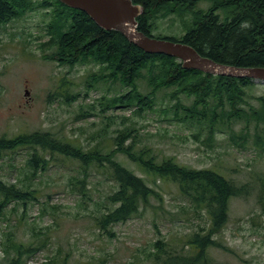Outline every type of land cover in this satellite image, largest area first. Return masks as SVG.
Returning <instances> with one entry per match:
<instances>
[{
  "label": "rangeland",
  "instance_id": "obj_1",
  "mask_svg": "<svg viewBox=\"0 0 264 264\" xmlns=\"http://www.w3.org/2000/svg\"><path fill=\"white\" fill-rule=\"evenodd\" d=\"M42 14L41 10L30 9L27 14L0 24V138L49 132L84 151L98 148L104 154L113 148L112 138L119 131L128 130L134 136V149H150L158 162L173 157L189 168L215 169L238 185L249 184L252 191L248 197L230 199L228 221L212 237L223 248H209L206 261L264 264V213L256 199V179L264 173V152L253 147V139L237 147L229 139V130L215 133L212 142L205 140L206 131L195 137L196 127H189L171 113L175 101L170 99L168 90L157 93L150 111L137 115L134 108H113L100 113L103 98L128 89L98 83L87 90L86 77L97 73L98 66L90 63L69 69L45 60L43 56L54 47H42L48 40L44 23L47 18ZM180 27L177 18L162 19L155 22L153 35L177 37L183 32ZM67 82L73 86L69 85L65 92L79 95L75 101L66 102L56 94L65 93ZM254 83L247 91L246 102L258 108L257 99L264 97V83ZM137 89L146 94V80L139 79ZM180 101L188 106L192 99L180 96ZM232 122L233 132L242 130V121ZM253 125V121L248 125L250 136ZM33 154L36 150L19 148L6 151L0 158V178L5 184L37 190V201L26 208L9 205L0 220V242L8 244L13 240L39 248L25 257V264L56 259H67L73 264H155L150 256L155 241H165L169 248L180 251V240L210 226L207 214L196 215L174 184L157 181L151 185L157 196L149 200L145 211L112 226L108 233L101 232L91 216L104 211V198L116 189L107 172L94 167L85 169L59 154L45 153L48 166L34 174L28 164ZM115 159L142 176L124 156L118 154ZM83 177L85 191H80L78 182ZM84 192L86 195L82 196ZM5 258L0 246V264L6 263Z\"/></svg>",
  "mask_w": 264,
  "mask_h": 264
},
{
  "label": "trees",
  "instance_id": "obj_2",
  "mask_svg": "<svg viewBox=\"0 0 264 264\" xmlns=\"http://www.w3.org/2000/svg\"><path fill=\"white\" fill-rule=\"evenodd\" d=\"M131 1L143 8L136 21L137 30L144 35L186 44L217 64L264 68V0ZM202 4L206 6L199 7ZM35 8L43 12V18H47L44 23L48 40L42 47H54L50 54L43 56L45 60L69 69L90 63L98 66L97 73L86 77L87 90L95 88L98 83L117 84L128 89L112 98H103L100 113L113 108H134L133 113L137 115L150 111L157 93L168 90L170 99L175 101L171 113L189 127H196L195 137L206 131L205 140L212 142L215 133L229 130V139L237 147H243L252 138L253 147L264 152V97L257 99L258 108L246 102L247 91L255 84L253 81L184 70L175 59L144 53L120 33L102 30L86 14L68 8L58 0H0V24ZM169 17L179 20L183 32L177 37L154 36L155 22ZM139 79L146 80L149 88L146 94L137 89ZM69 85L73 86L68 83L64 92L68 91ZM56 94L64 97L66 102L75 101L79 96L69 92ZM180 96L192 99L191 104H182ZM232 120L235 123L242 121V130L233 132L230 127ZM252 121L254 133L250 136L248 125ZM133 137L128 130L119 131L112 138L113 148L103 154L98 148L84 151L81 146L60 140L49 132L19 134L11 139L0 138V158L6 151L28 148L36 150L28 162L34 174L48 166V160L43 156L45 153L59 154L85 169H104L116 189L104 198V211L91 216L95 227L104 233H108L112 226L133 218L140 210L145 211L149 200L157 196L151 185L157 181L174 184L196 215L198 212L207 214L210 226L180 240V251L169 248L165 241L157 240L150 256L155 264H207V250L223 248L212 237L219 234L228 221L230 199L248 197L252 187L249 184L238 185L215 169H192L181 165L173 157L158 162L150 149L135 150ZM129 140L131 142L125 144ZM118 154L132 163L142 176H137L116 160ZM256 182L257 203L264 213V173L257 176ZM85 183L84 177L78 182L80 191H85ZM36 193L37 190L7 185L0 178V220L9 205L20 204L26 208L37 201ZM81 194L86 195L85 192ZM0 246L6 255L5 264H25V257L39 249L13 240L8 244L0 242ZM44 264L73 263L67 259H56Z\"/></svg>",
  "mask_w": 264,
  "mask_h": 264
},
{
  "label": "water",
  "instance_id": "obj_3",
  "mask_svg": "<svg viewBox=\"0 0 264 264\" xmlns=\"http://www.w3.org/2000/svg\"><path fill=\"white\" fill-rule=\"evenodd\" d=\"M68 8L86 14L104 31H116L127 41L149 55L175 59L184 70H196L212 76L249 79L264 83V68H244L216 63L200 56L190 46L165 39L148 37L137 30L136 19L143 8L131 0H58Z\"/></svg>",
  "mask_w": 264,
  "mask_h": 264
}]
</instances>
